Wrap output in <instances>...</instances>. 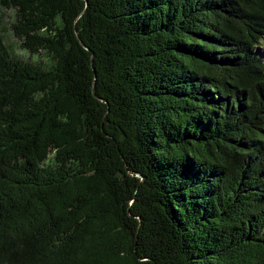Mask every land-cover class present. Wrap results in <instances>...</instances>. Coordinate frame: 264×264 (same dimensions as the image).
I'll return each mask as SVG.
<instances>
[{
    "label": "trees",
    "instance_id": "obj_1",
    "mask_svg": "<svg viewBox=\"0 0 264 264\" xmlns=\"http://www.w3.org/2000/svg\"><path fill=\"white\" fill-rule=\"evenodd\" d=\"M0 264H264V0H0Z\"/></svg>",
    "mask_w": 264,
    "mask_h": 264
},
{
    "label": "rangeland",
    "instance_id": "obj_2",
    "mask_svg": "<svg viewBox=\"0 0 264 264\" xmlns=\"http://www.w3.org/2000/svg\"><path fill=\"white\" fill-rule=\"evenodd\" d=\"M13 18L14 14L11 10L0 11V29L3 31L4 42L12 49L13 54L19 59L30 62L40 61L45 63L42 56H32L18 47V42L10 31V24L13 21Z\"/></svg>",
    "mask_w": 264,
    "mask_h": 264
}]
</instances>
